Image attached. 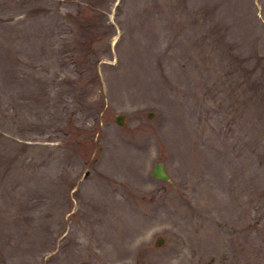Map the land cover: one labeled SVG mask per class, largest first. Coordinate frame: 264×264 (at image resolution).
Listing matches in <instances>:
<instances>
[{
    "label": "rangeland",
    "instance_id": "374dc122",
    "mask_svg": "<svg viewBox=\"0 0 264 264\" xmlns=\"http://www.w3.org/2000/svg\"><path fill=\"white\" fill-rule=\"evenodd\" d=\"M123 262L264 264V0H0V264Z\"/></svg>",
    "mask_w": 264,
    "mask_h": 264
},
{
    "label": "water",
    "instance_id": "95a60500",
    "mask_svg": "<svg viewBox=\"0 0 264 264\" xmlns=\"http://www.w3.org/2000/svg\"><path fill=\"white\" fill-rule=\"evenodd\" d=\"M148 116H151L152 115V112H148L147 114ZM114 120L117 124L119 125H123L124 124V120H125V116L123 113H116L114 115ZM86 174V172H85ZM151 175L153 177H156V178H160V179H163V180H170V176H169V173L167 172L166 168H165V165H164V162L161 161V160H158L156 162L153 163V166H152V169H151ZM163 242V238L162 237H157L156 240H155V244L157 245H160L161 243ZM121 264H135L133 262H123Z\"/></svg>",
    "mask_w": 264,
    "mask_h": 264
}]
</instances>
